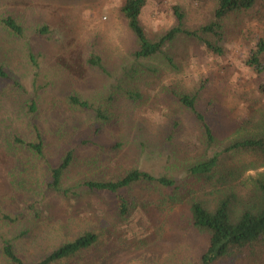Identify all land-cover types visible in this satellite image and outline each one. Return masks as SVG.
Instances as JSON below:
<instances>
[{
	"label": "rangeland",
	"instance_id": "1",
	"mask_svg": "<svg viewBox=\"0 0 264 264\" xmlns=\"http://www.w3.org/2000/svg\"><path fill=\"white\" fill-rule=\"evenodd\" d=\"M124 1L0 0V65L8 74L0 79V264H11L2 254L3 238L15 240L29 257L63 236L88 229L102 233V254L97 255L103 258L101 264H173V253L180 256L177 264H198L205 237L184 228L182 220L173 225V218L180 215L174 217L176 209L160 204L155 185L132 190L135 205L128 219L120 221L115 217V194L91 192L76 184L91 174L114 178L133 166L157 175H183L182 162L201 151L203 133L173 98L172 88L198 92L199 108L215 111L216 121L211 119L224 143L233 137L234 126L258 115L264 105V72H256L247 59L264 40V0L225 17L222 54L187 37L165 46L176 66L163 55L134 56L135 35L120 12ZM175 4L185 9L186 26L193 29L213 19L216 0H149L140 18L151 39L176 24ZM8 15L23 26L22 35L1 22ZM42 26L47 33L38 32ZM92 55L99 56L100 65L89 62ZM131 90L139 97L124 94ZM70 94L116 114L96 134L90 129L93 111H79L67 100ZM175 117L182 120L175 141L184 158L178 167L169 168L171 148L159 141ZM38 133L44 139L46 159H35L32 168L28 154L9 142L16 137L34 140ZM85 138L116 147L112 155L103 150L95 160L101 148L77 146L78 164L63 179L71 192L51 190L45 181L50 180L52 167L69 145ZM225 161L252 168L245 174L264 169L262 156L252 152L231 150ZM201 196L212 200L215 194L206 190ZM26 227L34 229L30 240L19 235ZM261 256H229L215 264H264V253Z\"/></svg>",
	"mask_w": 264,
	"mask_h": 264
},
{
	"label": "trees",
	"instance_id": "2",
	"mask_svg": "<svg viewBox=\"0 0 264 264\" xmlns=\"http://www.w3.org/2000/svg\"><path fill=\"white\" fill-rule=\"evenodd\" d=\"M148 1L125 0L120 7L121 14L135 35L134 56L138 59H148L163 55L171 66L176 64L170 55L165 54V46L171 45L179 37L198 40L213 53L222 54L221 41L224 39L225 17L232 12L250 10L256 3V0H216L213 19L193 29L186 26L185 9L175 4L173 12L176 24L155 39H151L140 18ZM1 22L13 33L23 34V26L13 16L2 17ZM47 31L46 26L38 28L39 33L45 34ZM263 55L264 40L261 39L247 59V64L256 72H264ZM88 60L94 65H100L99 56L92 55ZM7 76L5 68L0 65V79ZM170 93L182 108L192 115L203 133L201 151L182 162L183 175H157L139 166H133L114 178H99L95 174L85 176L76 186H83L91 192L109 191L115 194L117 198L115 217L120 221H126L131 215L135 205L132 193L134 188L146 190L157 187L161 195L160 204L172 210L176 209L178 214L174 217L180 215L179 218H173V225H178L179 220H182L184 228L191 227L205 237L206 243L199 254L198 264H215L225 257H240L242 254H250L251 258L259 259L264 253V169H255V173L245 174L246 170L252 168L230 165L225 161V157L226 152L233 150L256 153L264 159V105L258 110V115L234 126L233 137L224 143L217 136L218 130L211 119L212 116L215 120V111L212 108H199L198 92L172 88ZM124 94L133 99L140 95L138 91L132 90L125 91ZM67 100L81 112L93 111L94 122L97 124L91 122L90 129L96 134L102 129L100 126L113 119L116 114L114 112L111 115L107 110L101 109V106L91 105L88 99L78 94H70ZM31 108L35 110L36 105L32 104ZM179 127H182V120L175 117L168 134L159 141L163 146L171 148L169 168L178 167L180 158H184L179 156L180 152L177 149L180 146L175 141V132ZM9 144L28 154L30 161L28 163L32 168L35 159L39 161L46 159L45 143L40 133L34 140L27 141L16 137ZM77 146L86 149L101 148L97 152V158L93 157L99 160L103 150L107 156L112 155L113 146L116 147V144L104 145L99 139L85 138L74 146L69 145L57 165L52 167L50 180L45 181V185L51 187V190L68 194L71 192L70 187H64L63 179L66 172L78 164ZM90 161L91 159H88L86 163L90 164ZM30 171L31 169L28 170L27 176ZM21 172L23 173L22 170ZM206 190L215 194L214 199L209 200L201 196L202 191ZM19 235L30 240L35 236L34 229L23 228ZM102 242L100 231L88 229L75 236H63L60 241L47 247V250H37L29 257L12 238H3L1 250L11 264H101L103 258L97 255L102 254ZM173 256L175 260L171 263L177 264L180 256L174 253Z\"/></svg>",
	"mask_w": 264,
	"mask_h": 264
}]
</instances>
